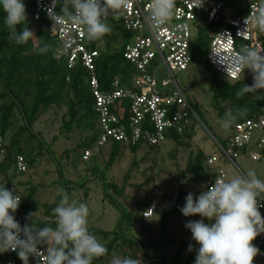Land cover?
Segmentation results:
<instances>
[{"label":"trees","instance_id":"obj_1","mask_svg":"<svg viewBox=\"0 0 264 264\" xmlns=\"http://www.w3.org/2000/svg\"><path fill=\"white\" fill-rule=\"evenodd\" d=\"M221 1L232 15H244L247 13L249 3L253 0ZM258 1L264 4V0ZM23 2L27 13L26 26L35 35V39L25 44H14L10 40L9 30L4 24L6 13L0 9V136L3 140V149H0V186H5L8 189H10L11 185H18L20 188L25 186L22 184L23 182H16L17 177L19 175L23 176L30 168L35 167L38 158L45 155L43 133L40 130H36L34 125L42 115L53 108L66 107V112L61 119L60 131L57 135L78 133L80 136V140H78L73 152L72 150H66L65 155L68 157L69 154L73 155L71 156L72 165L76 166L77 170L81 172V177L82 175H95L101 170L97 166L98 159L96 156L103 151V147H101L88 160L82 158L84 150L90 149L95 144L100 133L99 115L95 109V101L86 68L83 67L81 62H77L74 67L68 68L66 59L57 56L59 39L52 35L48 29L49 18L43 14L39 20H35V0H23ZM60 7L61 5L58 3L57 12L61 14ZM69 10H71L70 5ZM106 22L111 28L108 34L97 40L90 41L85 39L86 46L89 49L98 50L99 55H97L95 60L97 77L103 89L109 88L112 80L117 76H121L125 86L131 85V77L135 73V68L124 57L123 51L126 43L131 39L132 33L126 31L122 27V23L115 21L113 18L108 17ZM221 22L219 20L218 22L197 27L196 34L191 40V50L194 52L192 63L197 65L203 63L209 73L210 103L219 118L223 119L226 111L235 112L236 109H246L243 117L237 118L232 123L231 127H233L238 122L263 113L264 90H258L257 93H246L238 97L236 93L243 85H251L253 83L252 74L248 72L239 80H231L215 71L208 64L207 51L212 34L220 27ZM23 26L16 25L17 32ZM261 35L264 41V33H261ZM44 45L48 46L47 51L39 53L37 49ZM123 102L127 104L128 101ZM188 102L191 105L189 100ZM193 120L191 118L190 125H187L182 133L171 132L168 135L167 139H171L177 144V148L178 146L190 147L189 140L195 128ZM56 137L54 136L53 138L56 139ZM108 144H111L112 148L103 170L106 169L108 171L114 165L120 155L121 147L128 148L134 155L131 168L124 175L123 186H118L117 183L112 181L107 183L101 174L104 188H110L115 193L124 195L125 185L131 171L139 166V160L136 159L138 151L143 146L156 149L160 145L152 146L144 141L136 144L109 141L106 145ZM254 147L255 143L251 142L242 151L249 153ZM17 155H22L25 158L28 164L26 172H16L14 166ZM149 156H151L150 152H145L141 157V162L150 159ZM208 156L202 149L189 153L184 170V174L188 176L185 182L186 185L206 190V182L214 175L212 169L206 164ZM88 161H92V165H87L81 171V163ZM82 181H78V185ZM150 183L153 182L152 178L149 177L142 184L137 185L139 189L143 188V192L138 195V198L134 199V209L124 212L125 214L121 218V221L126 220L127 225L135 229L140 221V216L143 224L144 220L148 219L143 217V212L147 209L148 204L153 203L145 200L148 196L146 188ZM176 183L178 186V197L176 206L173 209L179 216L185 217L179 211V208L184 205V197L189 192H192L194 197L195 193L183 190L179 180ZM18 192L22 195L19 213L25 218L23 225L28 223L37 230L45 226L55 228L56 218L52 210L59 203L61 192L51 204L40 200L38 187L34 184H29L23 190L18 188ZM68 197L70 201H73L71 194H68ZM40 210H43L42 219L27 222L31 215ZM167 214L166 211L162 217V233L165 232ZM197 216L198 214L189 217ZM121 224L122 222H119L117 227L111 230L96 227L89 228L90 233L95 237L99 236L101 238V243L108 250L103 257L94 259L92 264H110L112 257L117 254L122 255V258L127 256L137 260L138 264H192L194 262L196 249L199 247L194 240L192 251L187 254H184V251L181 250L172 257H152L148 251L158 247L160 243L151 242L145 244L136 236H127L128 233H124ZM252 243L257 248L264 250V243L258 245L256 240H253ZM39 247L47 250L48 246L41 245ZM4 260H10L11 264H22L16 253L11 256L0 255V264ZM29 264H36L32 256L29 257Z\"/></svg>","mask_w":264,"mask_h":264},{"label":"built area","instance_id":"obj_2","mask_svg":"<svg viewBox=\"0 0 264 264\" xmlns=\"http://www.w3.org/2000/svg\"><path fill=\"white\" fill-rule=\"evenodd\" d=\"M150 2L151 0H129L127 9L109 15L132 33L123 55L134 66L135 73L131 77V85L125 86L121 76H117L109 88L103 89L95 67L98 50L86 46L83 27L71 22L54 24L46 9H49L50 14L61 15L57 12L58 2L53 4V0H35L34 19L39 20L45 14L49 18L50 33L59 39L57 56L66 59L68 68L81 62L90 74L89 84L99 115L100 133L95 144L84 150V160H88L109 141L127 144L144 141L148 145H160L171 132L182 133L190 125L191 118L197 117L175 75L187 70L193 62L191 40L198 26L222 21L212 34L207 61L215 71L228 79L239 80L250 71L234 69L230 59L220 61L219 55L214 52L231 57L239 53L242 47L264 49L261 33L253 30L251 25L246 27L244 23L246 17L250 18L259 10L262 4L258 0L250 2L244 15H232L221 0H204L199 7H193L196 0H175L174 17L159 29L150 27L146 20ZM123 101L128 102L125 104ZM231 130L232 134L225 146L217 143L221 155L214 153L206 160V164L214 172L206 182V190L215 180L227 179V163L237 167L235 159L249 143H255L254 149L249 152L250 158L257 161L263 157L264 111L234 124ZM0 149H3L1 136ZM14 168L17 173L28 170V164L22 155H17ZM10 190L16 194L18 188L11 185ZM261 204H264V199H261ZM155 210V203L148 204L143 217H151ZM259 211L264 218V207H260ZM13 215L23 226L25 218L19 213V207ZM254 240L258 245L263 244L264 233ZM40 250L43 254L39 257L32 256L36 264H44L47 250L42 247ZM14 253L8 251L3 255L11 256ZM2 264H11V261L4 260Z\"/></svg>","mask_w":264,"mask_h":264},{"label":"clouds","instance_id":"obj_3","mask_svg":"<svg viewBox=\"0 0 264 264\" xmlns=\"http://www.w3.org/2000/svg\"><path fill=\"white\" fill-rule=\"evenodd\" d=\"M60 3L61 15L50 14L54 24L71 22L83 27L88 40H97L111 31L106 22L109 15L127 9L129 0H53ZM204 0H196L193 7H199ZM69 5L71 10H69ZM0 9L6 16L4 24L9 30V38L14 44H25L35 39L32 30L26 26V7L23 0H0ZM175 0H151L146 20L150 27L159 29L166 26L175 15ZM246 27L264 33V4L259 10L246 17ZM16 25H24L17 32ZM48 46L39 47L43 53ZM220 61L230 59L234 69H248L253 77L251 85H243L236 93H257L264 90V49L247 46L239 53L226 57L221 52ZM246 109L226 111L222 128H229L237 118L243 117ZM61 199L52 210L55 215V228L45 226L36 229L26 223L21 226L14 219L22 195L0 186V255L13 251L22 264H29V257L43 254L41 245H47L44 264H92L94 259L103 257L107 248L99 242L88 229L89 208L84 203L70 201L68 195L60 190ZM264 199V180L259 179L254 171L218 179L198 195L189 192L184 197V205L179 211L185 217L198 214L201 219L188 220L184 227L191 232V239L199 247L193 264H253V257L258 248L252 241L264 233V218L259 208ZM31 215V214H30ZM204 218L209 220L205 223ZM214 220V222H212ZM188 251H192L189 244ZM110 264H138L137 260L127 256H113Z\"/></svg>","mask_w":264,"mask_h":264},{"label":"rangeland","instance_id":"obj_4","mask_svg":"<svg viewBox=\"0 0 264 264\" xmlns=\"http://www.w3.org/2000/svg\"><path fill=\"white\" fill-rule=\"evenodd\" d=\"M175 77L180 81L184 94L197 113V117H192L195 128L189 140L191 145L190 147L178 146L177 148V144L171 139H166L156 149L143 146L136 155L139 166L131 171L125 185L124 195L117 194L110 188H104L102 177L104 176L107 183L112 181L118 186H123L124 175L131 168L134 155L128 148L121 147L120 155L114 165L108 171L103 170L112 148V145L108 144L96 156L97 166L101 170L95 175H82L81 177V172L72 165L71 156L73 155L69 154V157L65 155L66 150L73 152L80 140L79 134L57 135L60 131L61 119L66 112L65 106L51 109L42 115L34 125L36 130L43 133L45 155L38 158L35 167L30 168L23 176L17 177L16 182H23L22 184L25 185L21 188L17 185L19 190L27 188L29 184H34L38 187L40 200L51 204L63 189L64 194H71L73 201L77 204L84 203L88 206V229L96 227L111 230L116 228L119 222H122L121 228L124 233H128L127 236H136L145 244L160 243L158 247L148 251L152 257H172L181 250L187 254L188 246L192 245L193 240L190 230L186 229L184 224L188 220H197L201 217L199 215L197 217H181L175 212L173 206H169L177 186L176 182L179 180L183 190L193 191L195 195L204 191V189L194 188L185 183L188 178L184 174L188 155L198 149H202L207 155L214 153L221 155L217 143L225 146L232 130L231 126L227 129L221 127L223 119L218 117L215 109L211 106L210 76L203 63L198 65L192 63L187 70L177 72ZM54 136H57L56 139L53 138ZM147 151L150 152V159L141 162V157ZM235 162L237 167L224 162L227 163V179L254 171L259 179L264 180V155L260 161H254L248 152L241 151ZM87 165H92V161L81 163L80 170L82 171ZM149 177L152 178L153 183H150L146 188L148 196L145 200L155 203L156 213L144 220L145 228L138 230L137 227L135 229L127 225L126 220L121 221V218L124 216V212L134 209V199L143 192V188L139 189L137 185L142 184ZM80 180L84 181L78 185ZM82 183L84 184L81 185ZM166 211L168 213L167 224L165 232L162 233L161 222ZM42 218L43 210H40L31 215L27 222ZM141 219L140 216V221H142ZM204 221L209 223L207 218H204ZM96 239L102 242L99 236ZM258 250L257 255L253 257V264H264V250L259 248ZM116 256L122 258L120 254Z\"/></svg>","mask_w":264,"mask_h":264},{"label":"water","instance_id":"obj_5","mask_svg":"<svg viewBox=\"0 0 264 264\" xmlns=\"http://www.w3.org/2000/svg\"><path fill=\"white\" fill-rule=\"evenodd\" d=\"M177 197H178V186H176V188H175V192H174V196H173V199H171V201H170V206H173V207H175L176 206V199H177ZM144 228V224H143V222H138L137 223V229L138 230H142Z\"/></svg>","mask_w":264,"mask_h":264},{"label":"crops","instance_id":"obj_6","mask_svg":"<svg viewBox=\"0 0 264 264\" xmlns=\"http://www.w3.org/2000/svg\"><path fill=\"white\" fill-rule=\"evenodd\" d=\"M258 161H260V160H258ZM156 212H154V214H155Z\"/></svg>","mask_w":264,"mask_h":264}]
</instances>
